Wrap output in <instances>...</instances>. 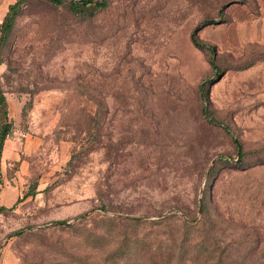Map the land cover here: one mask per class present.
Returning <instances> with one entry per match:
<instances>
[{
    "label": "rangeland",
    "instance_id": "1",
    "mask_svg": "<svg viewBox=\"0 0 264 264\" xmlns=\"http://www.w3.org/2000/svg\"><path fill=\"white\" fill-rule=\"evenodd\" d=\"M15 1L0 264H264V0Z\"/></svg>",
    "mask_w": 264,
    "mask_h": 264
},
{
    "label": "trees",
    "instance_id": "2",
    "mask_svg": "<svg viewBox=\"0 0 264 264\" xmlns=\"http://www.w3.org/2000/svg\"><path fill=\"white\" fill-rule=\"evenodd\" d=\"M24 0H16L13 4H11L9 6V12L6 14L4 21L2 23L3 28H2V35L5 36L7 34V32L10 30V28L12 27L13 24V20L14 17L16 16V14L19 12L20 9V4L23 2ZM50 3L54 4V5H58L62 3V0H48ZM106 6V3L104 1H98V0H71L69 2V8L70 10L79 16H82L83 14H91L93 9L95 8H103ZM87 10V11H86ZM88 10L89 13H88ZM203 24H200L198 27H196L192 34H191V41L192 43L198 47L199 49H203L206 51H210V53L214 52V48L211 45H208L204 42H202L199 37H198V31L199 29L205 25V24H209L211 22H213V20H204ZM215 59L212 56L210 63L212 66V69L214 70V78H209L208 81H203L202 83L199 84L198 86V91L200 94V97L203 99H206V95H207V82L211 83L215 80V78L219 77V73H218V66L216 65ZM5 96L1 95L0 96V114L3 116V118L5 119V121L0 125V158H1V154L3 151V146H4V141L10 131V125L11 123L7 121V113H6V108H5ZM236 144V149L238 150V157L241 159L244 154L241 150V146L239 145V143L235 140L234 141ZM6 207L0 205V211L4 210ZM135 221H139V219H134ZM60 223H66V221H62ZM22 232V230H18L16 231L14 234L15 235H19ZM157 254L156 251L153 252V254ZM155 256L158 255H153L152 256V263L155 261V259H157Z\"/></svg>",
    "mask_w": 264,
    "mask_h": 264
},
{
    "label": "crops",
    "instance_id": "3",
    "mask_svg": "<svg viewBox=\"0 0 264 264\" xmlns=\"http://www.w3.org/2000/svg\"><path fill=\"white\" fill-rule=\"evenodd\" d=\"M17 196V190L9 187H5L4 189H0V204L2 206L10 205L15 197Z\"/></svg>",
    "mask_w": 264,
    "mask_h": 264
}]
</instances>
